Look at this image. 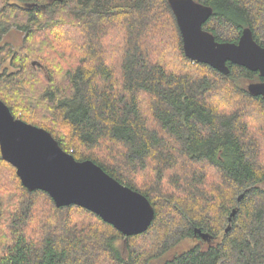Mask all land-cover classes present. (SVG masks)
<instances>
[{
    "label": "trees",
    "instance_id": "trees-1",
    "mask_svg": "<svg viewBox=\"0 0 264 264\" xmlns=\"http://www.w3.org/2000/svg\"><path fill=\"white\" fill-rule=\"evenodd\" d=\"M196 1L217 41L249 27L264 46V0ZM11 27L24 37L0 45V99L145 195L154 219L126 236L57 207L0 153V264H264V98L245 86L259 72L187 57L168 0H0V39Z\"/></svg>",
    "mask_w": 264,
    "mask_h": 264
},
{
    "label": "water",
    "instance_id": "water-1",
    "mask_svg": "<svg viewBox=\"0 0 264 264\" xmlns=\"http://www.w3.org/2000/svg\"><path fill=\"white\" fill-rule=\"evenodd\" d=\"M168 2L187 57L224 74L229 72L227 62H231L264 78V46L255 41L249 27L242 29L237 42L217 41L203 29L211 6L196 0ZM246 88L250 94L264 98V80L249 82ZM0 153L15 167L24 187L45 191L57 207H83L126 236L146 231L154 219V208L145 195L119 182L92 160H76L49 131L15 118L1 99ZM235 212L231 211L229 221ZM194 233L203 240L212 237L200 228Z\"/></svg>",
    "mask_w": 264,
    "mask_h": 264
},
{
    "label": "rangeland",
    "instance_id": "rangeland-1",
    "mask_svg": "<svg viewBox=\"0 0 264 264\" xmlns=\"http://www.w3.org/2000/svg\"><path fill=\"white\" fill-rule=\"evenodd\" d=\"M23 37H24V33L21 32V31H20L19 29H17L16 27L8 28V29L4 32V34L2 35V37H1V39H0V45L8 44V45L11 46L12 49L17 50V49L22 45ZM112 39H115V36L112 37L111 40H112ZM115 43H117L116 40H115V42L112 43V44H115ZM110 48H111V51H110V52H109V51H106V52H107V53L109 52V54L111 55V57L108 55V56H109V60L112 61V62H115L116 59H115V54H114V48H113V47H110ZM110 48H106V49H109V50H110ZM103 49H104V48H103ZM104 52H105V49H104ZM106 52H105V53H106ZM111 52H112V54H111ZM7 64H8V62H7ZM173 66H175V65L173 64ZM6 69H7L8 71H11V70H12L11 66H8V65H6ZM248 83H249V81H246V82H245V86H246V87H247V84H248ZM190 243H191V242H189V241H188V242H184V243H182L181 245H178V248L174 247V248L170 249L168 252H166L165 254H166V256L169 257V255H172V254L175 253L176 251L188 247V245H189ZM162 256H163V255H162ZM163 258H164V257H163ZM163 258H161V256H160V257H156V258H155V257H154V258H151V259L147 262V264H161V261H162Z\"/></svg>",
    "mask_w": 264,
    "mask_h": 264
}]
</instances>
